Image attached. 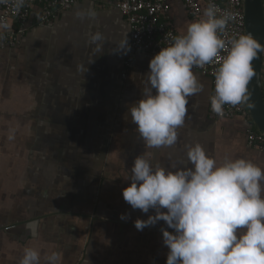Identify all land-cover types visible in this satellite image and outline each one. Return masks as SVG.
Segmentation results:
<instances>
[{"label": "crops", "instance_id": "0c3cea01", "mask_svg": "<svg viewBox=\"0 0 264 264\" xmlns=\"http://www.w3.org/2000/svg\"><path fill=\"white\" fill-rule=\"evenodd\" d=\"M168 3L163 21L178 34L202 17L183 0ZM38 15L18 47L0 50V264H18L27 247L41 252V264L53 251L58 264H166L167 225L138 230L134 222L154 210H133L122 196L134 158L168 166L198 142L217 164L243 157L264 168V153L247 146L242 118L210 117L211 81L195 69L204 89L189 97L177 144L147 149L128 110L142 98L153 56L137 53L124 65L130 28L116 1H79L47 26ZM262 88L264 97V56Z\"/></svg>", "mask_w": 264, "mask_h": 264}, {"label": "clouds", "instance_id": "9594fccd", "mask_svg": "<svg viewBox=\"0 0 264 264\" xmlns=\"http://www.w3.org/2000/svg\"><path fill=\"white\" fill-rule=\"evenodd\" d=\"M10 2L19 11L26 0H0V4ZM77 15L85 18L84 13ZM95 15L87 12L88 18ZM233 19L230 12L218 15L210 4L201 18L188 23L183 34L173 36L150 59L141 81L142 98L128 110L134 131L147 149L177 144L189 97L204 89L194 68L219 65L213 73L214 94L209 96L213 113L223 116L225 105L249 101V84L256 76L253 62L264 54V44L251 34L225 41L222 34ZM10 27L0 19V39ZM101 39L99 32L91 36L93 43ZM126 45L127 39L121 48ZM15 135L16 130L9 129L7 139L13 141ZM184 147L186 158L168 166H153L143 155L134 158L123 199L133 210L155 213L137 219L135 227L143 230L165 222L167 228L160 231L168 249L166 264H264V168L243 157L217 164L198 142ZM58 260L53 251L44 264H58ZM18 264H41V252L25 248Z\"/></svg>", "mask_w": 264, "mask_h": 264}, {"label": "built area", "instance_id": "2783aa9c", "mask_svg": "<svg viewBox=\"0 0 264 264\" xmlns=\"http://www.w3.org/2000/svg\"><path fill=\"white\" fill-rule=\"evenodd\" d=\"M83 0H26L24 6L16 11L13 3L0 4V19L10 23V30L6 31L3 39H0V50L14 49L18 47L26 35L30 18L35 9L39 10L37 24L47 26L51 24L57 14L72 8L77 2ZM85 1V0H84ZM97 2L99 0H86ZM121 14L126 17L130 28V41L125 57V66H129L137 53H145L154 56L161 48L172 42V37L180 35L169 27L164 21L170 10L168 0H115ZM188 14L198 17L203 13L201 3L205 8L214 4L217 14L224 12L233 14L234 19L229 22L222 38L229 41L234 37L245 34L244 0H183ZM264 6V0H263ZM226 54L221 53V56ZM218 63L206 65L204 68H194L201 75L211 81V95L214 94V71ZM125 78V74L122 75ZM209 115L212 119H234L242 118L247 126V146L264 153V134L255 129L251 121L245 103L224 106L223 116L213 113L210 109Z\"/></svg>", "mask_w": 264, "mask_h": 264}, {"label": "water", "instance_id": "95a60500", "mask_svg": "<svg viewBox=\"0 0 264 264\" xmlns=\"http://www.w3.org/2000/svg\"><path fill=\"white\" fill-rule=\"evenodd\" d=\"M245 34H251L258 42L264 44V6L263 0H244ZM263 56L253 63L256 76L249 84L251 96L245 106L255 128L264 134V97L262 88Z\"/></svg>", "mask_w": 264, "mask_h": 264}, {"label": "flooded vegetation", "instance_id": "af4514ba", "mask_svg": "<svg viewBox=\"0 0 264 264\" xmlns=\"http://www.w3.org/2000/svg\"><path fill=\"white\" fill-rule=\"evenodd\" d=\"M9 50H11V49H7V50H4V51H9ZM1 51H3V50H1Z\"/></svg>", "mask_w": 264, "mask_h": 264}, {"label": "trees", "instance_id": "16d2710c", "mask_svg": "<svg viewBox=\"0 0 264 264\" xmlns=\"http://www.w3.org/2000/svg\"><path fill=\"white\" fill-rule=\"evenodd\" d=\"M256 129V128H255Z\"/></svg>", "mask_w": 264, "mask_h": 264}]
</instances>
